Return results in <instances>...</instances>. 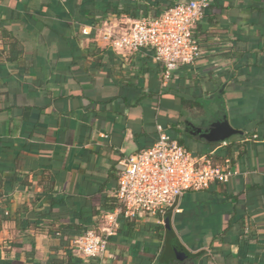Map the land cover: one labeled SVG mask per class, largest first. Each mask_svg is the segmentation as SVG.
Masks as SVG:
<instances>
[{"label":"crops","instance_id":"0c3cea01","mask_svg":"<svg viewBox=\"0 0 264 264\" xmlns=\"http://www.w3.org/2000/svg\"><path fill=\"white\" fill-rule=\"evenodd\" d=\"M126 1L155 18L188 0H0V264H264V0H210L201 59L168 81L151 49L101 41L132 20L111 11ZM223 116L243 132L226 141L244 150L236 175L186 194L169 228L121 221L102 259L50 233L100 225L111 169L159 127L222 165L227 152L192 132Z\"/></svg>","mask_w":264,"mask_h":264},{"label":"built area","instance_id":"2783aa9c","mask_svg":"<svg viewBox=\"0 0 264 264\" xmlns=\"http://www.w3.org/2000/svg\"><path fill=\"white\" fill-rule=\"evenodd\" d=\"M210 6V0L179 2L158 17L110 27L101 35V41L114 51L151 49L168 81L173 72L201 59L203 50L194 28L206 18ZM226 146V141L219 144L221 148ZM119 168L115 196L122 206L103 215L106 225L93 226L83 237L72 241L77 254L87 259L106 256L121 221L147 218L165 226L168 216L179 212L186 194L207 190L213 184H227L236 175L231 160L213 165L208 156L194 155L161 127L152 146L122 159Z\"/></svg>","mask_w":264,"mask_h":264},{"label":"trees","instance_id":"16d2710c","mask_svg":"<svg viewBox=\"0 0 264 264\" xmlns=\"http://www.w3.org/2000/svg\"><path fill=\"white\" fill-rule=\"evenodd\" d=\"M171 7L172 6L168 7L166 10H169ZM211 7H216V6L212 5V3H211L210 8ZM210 8L208 10V13L210 11ZM145 9H146V7L141 5V4H138L136 2L126 1L122 5L119 4L115 7H113L111 9V11H112L113 15H115L116 17L127 16V17L131 18L132 20H137V19H141V16H142L141 11L145 10ZM208 13H207V15H208ZM209 21H210V19H209ZM94 22H95V29H97L96 27H97L98 22L97 21H94ZM91 36L92 37L95 36L94 31L92 32ZM3 41L6 42V37L4 36V34H3ZM179 143L185 146V142L183 140H179ZM223 150L227 152V157L230 160L232 159L233 161H235L236 158H240L244 154V150L241 149L240 145H237L234 143L227 144L226 147H223ZM208 157L211 158L210 156H208ZM120 173H121L120 168L117 165L113 166V168L110 171V174H109V177L107 180V184L111 183L113 186L111 189L110 195H109V193L105 192L106 187H107L106 185L101 187V189L99 191L100 209L105 213L111 212V211L115 210L116 208L122 206L115 196L117 188H118ZM100 209H97L96 207H94V209H93L94 216H100L101 217V210ZM101 219L103 220V216ZM91 228L92 227H81V226H77V225H62L58 228L50 229V233L54 234L56 237H58L61 240V245L63 247H72V241L77 239V238L83 237ZM47 264H62V262L57 260L55 257H51V259L48 261Z\"/></svg>","mask_w":264,"mask_h":264},{"label":"water","instance_id":"95a60500","mask_svg":"<svg viewBox=\"0 0 264 264\" xmlns=\"http://www.w3.org/2000/svg\"><path fill=\"white\" fill-rule=\"evenodd\" d=\"M200 140L211 144H220L230 140L235 135H243L242 131L235 129L227 120V116L212 122L207 128H196ZM166 227L169 228V218L166 219Z\"/></svg>","mask_w":264,"mask_h":264},{"label":"rangeland","instance_id":"374dc122","mask_svg":"<svg viewBox=\"0 0 264 264\" xmlns=\"http://www.w3.org/2000/svg\"><path fill=\"white\" fill-rule=\"evenodd\" d=\"M101 226L106 225V221L103 219V221L100 223Z\"/></svg>","mask_w":264,"mask_h":264},{"label":"flooded vegetation","instance_id":"af4514ba","mask_svg":"<svg viewBox=\"0 0 264 264\" xmlns=\"http://www.w3.org/2000/svg\"><path fill=\"white\" fill-rule=\"evenodd\" d=\"M197 131V130H196ZM192 133H197V132H192ZM198 135V134H197ZM199 136V135H198Z\"/></svg>","mask_w":264,"mask_h":264}]
</instances>
